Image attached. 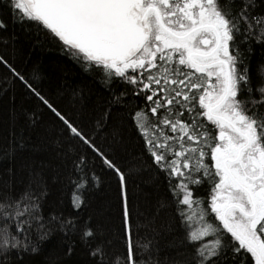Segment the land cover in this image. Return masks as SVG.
Wrapping results in <instances>:
<instances>
[{"label": "snow or ice", "instance_id": "snow-or-ice-1", "mask_svg": "<svg viewBox=\"0 0 264 264\" xmlns=\"http://www.w3.org/2000/svg\"><path fill=\"white\" fill-rule=\"evenodd\" d=\"M0 8L46 32L68 58L120 85L143 105L133 115L146 154L169 189L183 224L187 251L174 264H264V73L253 85L241 44L264 45V12L258 0H0ZM7 25L0 20V29ZM84 146L71 183L73 207L85 204L88 152L125 173L76 125L0 56ZM13 149L20 147L17 144ZM7 155V148L4 150ZM206 195L201 196V189ZM48 189L33 172L23 191L0 182V264L11 255H34L54 231L78 234L91 244L96 233L72 216H45ZM127 251L115 264H138L125 193ZM38 237L39 240L34 238ZM211 238V239H210ZM147 249V245H143ZM71 247L67 249L70 254ZM106 264V244L90 249Z\"/></svg>", "mask_w": 264, "mask_h": 264}, {"label": "trees", "instance_id": "trees-1", "mask_svg": "<svg viewBox=\"0 0 264 264\" xmlns=\"http://www.w3.org/2000/svg\"><path fill=\"white\" fill-rule=\"evenodd\" d=\"M257 12H264V0H258ZM0 20L7 25L0 29V56L125 173V181L120 182L113 170L88 152L87 172L80 173L88 179L85 204L77 211L71 200V181L77 178L76 157L85 146L15 73L0 64V182L11 178L20 192L35 171L48 189L44 215L72 216L96 233L91 244L81 241L78 234L60 231L47 240L36 237L37 254L11 255L5 264H95L90 249L100 242L106 244V264H115V258L124 257L127 251L125 193L138 264L180 261L187 251L182 243L185 229L173 210L166 179L152 165L134 127L132 117L143 101L128 95L115 103L120 85L105 84L100 76L64 55L46 32L19 23L6 9L0 8ZM240 47L252 83L258 85V69L264 73V45L252 42ZM14 143L20 147H8ZM206 194V188L201 189L200 195ZM224 264L235 262L229 256Z\"/></svg>", "mask_w": 264, "mask_h": 264}]
</instances>
